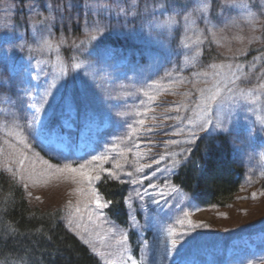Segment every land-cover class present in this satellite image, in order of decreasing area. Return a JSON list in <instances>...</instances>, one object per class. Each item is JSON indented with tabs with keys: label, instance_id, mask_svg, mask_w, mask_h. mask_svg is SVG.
I'll return each instance as SVG.
<instances>
[{
	"label": "rangeland",
	"instance_id": "1",
	"mask_svg": "<svg viewBox=\"0 0 264 264\" xmlns=\"http://www.w3.org/2000/svg\"><path fill=\"white\" fill-rule=\"evenodd\" d=\"M161 64L171 77L192 69L195 97L183 91L164 101ZM116 76L132 87L126 103L135 98L137 110L148 111L133 119L135 108L127 109L134 128L125 144L136 134L140 150L132 164L121 140L113 161L82 163L116 108L122 88L108 80ZM188 98L191 113L175 110ZM188 133L260 139L264 161V0H0V169L105 264H264L263 177L247 176L224 209L190 203L172 181L188 165ZM71 149L77 153L59 154ZM80 164L100 180L108 172L119 181L135 176L127 230L108 217L100 180L89 183Z\"/></svg>",
	"mask_w": 264,
	"mask_h": 264
},
{
	"label": "trees",
	"instance_id": "2",
	"mask_svg": "<svg viewBox=\"0 0 264 264\" xmlns=\"http://www.w3.org/2000/svg\"><path fill=\"white\" fill-rule=\"evenodd\" d=\"M176 66L178 67L177 62ZM166 69L165 65L161 64L156 74L160 82L158 85L162 84L159 89H161L160 93L164 101L169 98L178 99L183 91H185L184 96L194 98L196 90L189 76L194 74L193 70L187 69L183 77H180L177 71L171 77L168 74L171 72ZM168 79L172 81L175 88L173 86L172 89L166 88ZM108 80H111V88H122V90L118 93L119 97L117 93H114L116 108L109 115L107 130L103 131L98 142L95 143V149L88 153L89 155L81 156L82 163L88 164V161L92 160L89 156L94 155L95 150L99 152L98 156L104 155L113 161L116 156L111 148L116 142L121 147L122 140L133 164V159L136 157L133 153L140 150L141 138L134 134L133 141L128 144H125V138L131 135V129L134 128L132 127L133 119H141L142 114L144 116L148 111L143 113V110H137L138 103L135 98L132 102L126 103L125 93L132 87L124 84V78L116 76L115 78L109 77ZM134 95H137L136 90ZM173 107L178 112L191 113L193 111L190 108L189 98L185 105L178 101ZM132 108H135L136 116H133L131 120L132 116L128 114L127 109ZM84 115L86 114H81L82 117ZM147 119L151 120L150 116ZM80 123L82 125V120ZM147 125L150 126L148 123ZM183 133H181L182 136ZM192 136L194 135L190 133L187 135L188 142H191L186 151L188 158L185 163L188 165L180 168L176 176L172 177L173 184L184 191L190 203L199 204L212 211L221 210L234 203L236 197L248 184L246 183L247 176L255 180L261 175L264 183V161L258 159L256 155L263 147L260 139H246L248 137L245 136V142H239L235 140L234 134L227 135V133L210 135L203 133L195 139ZM112 137L115 139L114 142ZM101 145L104 149L100 151ZM36 149L45 160L52 164L56 163L53 155L44 152L41 148L36 147ZM59 154L64 153L60 151ZM69 154H75V152L72 151ZM108 173L99 181L97 190L108 204L106 208L108 217L115 224L127 230L130 224L127 198L132 193L131 187H133L135 176H131L129 181H119V177H116L114 173L112 176ZM252 179L251 183L254 181ZM136 236L137 232L131 230L129 242L132 244L133 253L138 257L141 243L136 241ZM0 264L105 263L94 255L90 247L83 243L76 234L71 233L62 221L60 222L58 214H43L40 209H34L29 203L24 188L17 182H13L8 172L0 169Z\"/></svg>",
	"mask_w": 264,
	"mask_h": 264
},
{
	"label": "snow or ice",
	"instance_id": "3",
	"mask_svg": "<svg viewBox=\"0 0 264 264\" xmlns=\"http://www.w3.org/2000/svg\"><path fill=\"white\" fill-rule=\"evenodd\" d=\"M77 67H79V65H77ZM210 99H214V97L210 98ZM206 123H210V122H206ZM203 127V125L201 126ZM108 159L107 156H104V155H101V156H93L92 157V160L88 161V165H93L95 164V162L99 161L100 163H103L104 161H106ZM69 168L70 171L72 172H76L78 171L76 168H71L70 166H66ZM87 167V165L85 164H80L79 165V170L81 171V174L84 175L87 179V181L89 183H91L93 180H100L101 177L99 175H96V176H92L90 173L88 172H84L83 170ZM96 167H99V165H96ZM117 167H119V165H117ZM94 170V169H93ZM101 171H107L105 169H101ZM109 176H112L113 174L111 172L108 173ZM130 175V174H129ZM138 183L140 181H137ZM137 195L139 196L140 193L137 192ZM142 198V197H141ZM94 200H95V203L97 204L98 207H104L105 205L100 201V198H99V194L98 193H95L94 192ZM155 202V201H154Z\"/></svg>",
	"mask_w": 264,
	"mask_h": 264
}]
</instances>
